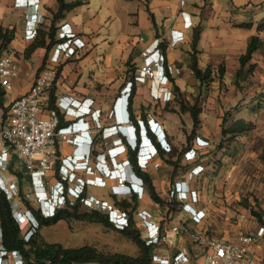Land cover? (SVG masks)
I'll return each instance as SVG.
<instances>
[{"label":"built area","instance_id":"built-area-1","mask_svg":"<svg viewBox=\"0 0 264 264\" xmlns=\"http://www.w3.org/2000/svg\"><path fill=\"white\" fill-rule=\"evenodd\" d=\"M29 3L30 7L36 9L39 0H15L17 7H26ZM185 21L190 22L187 16ZM37 33V21H28L25 38L33 40ZM57 40L47 65L35 77L29 92L13 98L9 103L6 98L12 91L13 80L19 76L20 62L16 52L0 51V189L7 196L13 217L24 232L26 241L40 227L34 210L43 217H51L54 214L52 204L63 206L67 200L76 201L88 184L103 188L110 185L108 180H115L111 186L115 196L130 193L133 197L142 199L145 195L146 182L137 174L134 191L130 189L127 167L130 165L133 169V165L129 158L119 160L122 145H114L94 153L95 142L86 141L82 136L96 131L95 137H98L101 132L100 140L105 142L104 145L109 144V138L119 132L131 139L134 137V141L137 139V127L130 123L128 112L133 82L129 81L116 99L110 116L115 114L118 118L117 123L111 126L104 125L101 110L94 108V97L80 99L61 96L56 99L57 109L50 108L49 102L58 79L59 63L73 58L87 45L69 23L60 26ZM141 72L142 75H135V80L149 82L150 88L158 92L159 97L174 92V82L168 77L164 64H145L141 67ZM60 114L68 121L67 124L61 125ZM120 122H126V125ZM139 125L144 131L141 130L142 141L138 147V158L140 168L146 170L154 158L162 157L159 151L154 156V146L147 136L144 122L141 120ZM196 140L199 146L209 145L201 137ZM197 153L198 150L192 147L185 152V159L195 161ZM11 161L24 170L23 180L24 176L29 178L31 188L25 192L23 200L30 206L23 207L19 201L22 198L21 181L10 169ZM204 169L202 164L195 165L188 179L200 175ZM79 172L94 175V178L85 180L79 176ZM51 173L57 176L54 182L50 178ZM70 181L75 183L74 186L68 185ZM169 192L168 198H163L167 206L153 201L152 209L140 213L139 218H136L137 211L133 215L135 227L140 230L142 239L152 247L150 264H260L253 248L264 237V225L259 226L254 233L248 231L249 216L241 213L234 239L211 235L203 228L204 211L196 207L199 193L189 185L187 179L175 182ZM176 201L181 202L182 210L189 214L188 218L174 220L169 204ZM84 202L92 209L107 212L117 227L130 224L131 215L119 207L94 200L89 195ZM181 236L186 237L188 245L178 247ZM0 264H37L28 261L20 250L5 246L1 216ZM45 264H50V261ZM71 264L101 263L88 261Z\"/></svg>","mask_w":264,"mask_h":264},{"label":"crops","instance_id":"crops-1","mask_svg":"<svg viewBox=\"0 0 264 264\" xmlns=\"http://www.w3.org/2000/svg\"><path fill=\"white\" fill-rule=\"evenodd\" d=\"M65 1L67 3L78 2V5L66 10L63 17L56 21V39L60 26L69 23L74 31L86 41L87 45L79 50L73 58L62 60L59 63L60 72L55 86L56 97L74 96L80 99L94 97L96 99L94 108L101 110L105 121L104 125L111 126L117 123L118 118L115 117V114L110 116L115 101L122 94L126 84L134 79L132 85L134 93L129 97L128 103L130 123L137 125L142 120L147 136L151 137L146 128L148 126L155 135L154 140L160 143L163 148L177 147L173 135L185 120L184 117L191 116L189 112H178L180 105L174 98L180 93L185 96L186 93L193 94L195 91H198L202 98H209L215 94L223 95L221 90L212 92V88L215 87V84L223 82L224 79L233 78L235 80V74L240 67V56L247 51L251 36L259 34L264 40V32L258 33L257 30L258 24L264 19V0ZM30 4L26 7H17L15 0H0V27L14 29L15 38L9 49L16 52L20 62L19 76L13 80L12 99L29 92L35 77L47 65L54 47L52 46L47 63L43 68L41 67L46 55V48H38L30 58L24 56L25 49L32 43V40L25 38L28 21H37L38 32L47 30L52 24L54 13L60 7L58 0H39L36 9L30 7ZM186 16L189 23L185 21ZM197 27H201L202 30L198 45L199 66L202 69L211 66L214 70V80L208 85L201 84L194 77L190 68L191 44L194 30ZM34 58H38L36 64L33 63ZM253 59H255L254 56ZM252 62L258 64L257 70L260 62L253 60ZM145 64H164L168 77L179 91L174 90L173 93L163 94L159 97V93L150 88L149 82H137L135 75H142L141 67ZM220 64L226 66V73L222 79L218 77ZM256 70L247 79L248 81L251 82L252 78L256 76ZM122 99L125 100V98ZM164 99L167 101L164 102ZM171 102L174 104L173 110L168 109L171 108ZM212 106L215 107V105ZM201 107L202 127L206 125L205 123L213 124L214 120L207 111L209 102L204 101ZM120 123L126 125V122ZM201 129L197 130L196 137L209 140L207 135L203 132L201 134ZM95 132L85 133L82 136L86 141L95 142L94 153H98L105 150V142L100 140L101 132L98 137H95ZM137 133L139 135V128ZM140 142L139 139L138 145ZM156 142L154 143L156 144ZM123 143L126 146L121 147L119 160L128 158L129 149L132 150L126 143V137L122 133H118L109 138V144H107L110 148ZM193 143L195 144V140ZM196 149L200 160L192 164L185 173L181 170L175 171L171 165L164 161L168 158V154L163 156L164 163L162 160L159 162L154 158L150 169L144 171L150 174L156 190L164 199L163 192H166L168 187L170 188L175 182L187 179L193 189L200 191V201L196 207L205 213L203 228L209 234L214 235L206 225L212 224L211 222L214 221L212 215L216 212H227L232 196L229 193V186L224 189L225 191L222 189L221 192L219 191L220 186H223L218 185V177L215 176L210 178L213 184L207 193L208 201L203 200L205 193L198 190L195 181H203L207 173L203 172L201 175L195 176L194 179H188L189 173L195 165H204L205 158L201 157H204L207 147ZM182 161L185 162L183 156ZM82 176L86 179L91 178L90 174H84V172ZM89 187L90 184L87 185V188ZM139 202L141 204L143 201ZM144 204L146 205V203ZM188 217V213L179 212L178 218L186 219ZM174 220H176V216ZM234 237L235 232L232 238L226 236L224 238L234 239ZM186 240L185 236H181L178 247L188 245ZM262 240L263 237L257 241L253 248L259 260L264 259L259 244Z\"/></svg>","mask_w":264,"mask_h":264},{"label":"rangeland","instance_id":"rangeland-1","mask_svg":"<svg viewBox=\"0 0 264 264\" xmlns=\"http://www.w3.org/2000/svg\"><path fill=\"white\" fill-rule=\"evenodd\" d=\"M254 58L253 61H259L260 66L256 70V76L252 78L253 80H251V82L248 80L241 81V86L237 87L233 78L224 79L223 82L215 84V87L212 88V92L221 90L223 95L215 94L214 96L211 95L209 98H202L200 94H198V91H195L193 94L186 93L185 96L180 94L174 98L175 101L186 99L187 103L190 104H194L197 99L200 105L204 104V101L209 102L207 111H209L208 115L213 118L214 123H205L206 125H203V127L201 125L200 127L202 128L201 134L203 132L209 139L207 140L209 145L204 146V148L207 147V151L205 150L204 157H201L205 158L203 160V166L205 167L203 172L207 174L203 181L196 180L195 182L198 190L204 191L205 196L203 200L205 201H208L207 193H209L210 186L213 184V182L210 181L211 177H218V185L223 186H220V192L221 189L225 191L224 189L229 186L228 189L232 199L228 203L227 212H216L212 215L214 219V221L211 222L212 224L206 225L210 229L209 231L212 230L213 234L218 237H233L234 232L236 233V228L239 223L238 219L241 213H246L249 216V221L247 223L248 231L255 232L256 228L264 225V47L254 55ZM37 60L38 58H34L33 63L36 64ZM11 92L6 98L8 103L12 100ZM172 103L173 102H171V108L167 107L169 110L174 109V104ZM212 105H215V107ZM225 117H227L225 122V126L227 127L235 119L240 117L253 122L254 127L250 131L235 137H230V135L222 136V125ZM184 118L186 121H182L179 129H177L178 131L176 130V134L173 132V139H175L177 147L173 146V150L168 155V159L176 163L177 168H175L173 164L168 163L166 159H163L171 165L175 171L181 170L183 173L189 170L192 164L200 160L198 159L199 156L195 161L186 160L185 152L192 147L203 148L197 144L196 135L192 138V141L187 140V136L192 131L193 122L189 115ZM194 140L195 144L193 143ZM104 147L105 149L108 148L107 145ZM182 156L185 162L182 161ZM161 159H158V161L161 162ZM163 160L162 163H164ZM110 167L113 168V165H110ZM127 168L129 171L128 179L133 178L134 171L132 167L129 165ZM147 169H150V165ZM80 173L81 172H79V174ZM82 174L83 172L79 176L83 177ZM90 176L94 178V175L90 174ZM24 177L25 179L21 186L22 198L21 200L19 199L23 207L26 205L30 206L29 203L23 199L25 192H28L31 188L29 178L27 176ZM50 178L54 182L57 176L51 173ZM84 179L86 180V177H84ZM107 179H109V177H107ZM114 183L115 180H108V184L110 185L103 188L93 185L87 188L86 186V196L89 195L94 200H101L122 209L118 203L124 199L132 200L133 195L127 193L123 196H114L111 188ZM74 184L75 183L71 181L68 183V185L72 186ZM144 186L145 195L142 199L138 198V202L143 201L146 205L143 202L141 204L139 202L140 205L138 204L135 209L129 208L133 215L137 211L136 218H139L140 213L150 209L153 205V200L149 195L147 184L144 183ZM170 188L168 187L167 191L163 192L165 198H168ZM198 192L200 197V191ZM165 205L167 206L166 203ZM90 209L92 208L89 207V205L83 203L81 207L82 212L90 211ZM170 211L174 217L176 216L175 221L181 220L178 216L179 212L183 211L182 204H176L175 209ZM41 234L46 241L58 242L65 247L91 245L102 253L110 254L121 252L134 256L139 252L136 243L128 237L124 236L118 230L98 222L77 221L74 219L60 220L56 224L41 228ZM259 244L260 251H262L264 255V237ZM260 264H264L263 258L260 260Z\"/></svg>","mask_w":264,"mask_h":264},{"label":"trees","instance_id":"trees-1","mask_svg":"<svg viewBox=\"0 0 264 264\" xmlns=\"http://www.w3.org/2000/svg\"><path fill=\"white\" fill-rule=\"evenodd\" d=\"M59 10L54 13L52 24L47 30H40L36 37L32 40V43L25 49L24 56L30 58L32 54L40 47L46 48V55L43 61V66L47 63L48 54L58 40L56 39V21L63 17V14L66 10H70L78 5V2L67 3L65 0H58ZM258 33L264 32V19L258 24L257 27ZM201 27H197L194 30L193 39H192V56L190 62V68L193 71L194 77L201 84H209L214 80V70L211 66H208L205 69H202L199 66L198 62V45L201 37ZM15 38L14 29L0 27V51L10 50L9 47L12 41ZM264 47V40L259 34L253 35L249 39V44L247 51L240 56V67L235 74V84L237 87L241 86V81H246L249 77L255 72L258 64L252 62L254 53ZM40 68V70H41ZM225 64H220L218 67L219 78L222 79L226 73ZM60 72V70H59ZM59 76V74H58ZM134 83V79L131 80ZM174 90L179 91L178 87L174 85ZM134 93L131 92V95ZM179 93V92H178ZM181 94V93H180ZM130 95V96H131ZM56 93L55 88L51 93L49 107L57 109L56 106ZM264 99V97H263ZM180 105L179 113L189 112L193 119V128L191 133L187 136V140L191 141L192 138L197 133V130L201 125L200 115L202 113V107L199 100L194 104L187 103L186 99L178 100ZM59 111V109H58ZM61 125H65L68 121L64 120L63 115L60 114ZM227 117H225L222 125V136L230 135V137H235L239 134L246 133L250 131L254 124L251 121H247L245 118L235 119L228 127L225 126ZM139 128V123H137ZM148 134L154 140L155 135L151 129L147 126ZM154 142H156L154 140ZM159 152L163 158L165 154H170L173 150V147L163 148L160 143H157ZM138 148L135 150L129 149V160L133 165V169L137 175L144 179L147 184L148 192L151 199L154 202L162 203L165 205V200L161 197L160 193L156 190L155 185L150 174L142 170L137 162ZM169 158V157H168ZM166 158L168 163H171L177 168V164L170 161ZM264 158V154H263ZM15 162L11 161L10 169L16 173L21 181V186L23 182L24 170L22 168L16 167ZM115 196V195H114ZM86 197V190L78 197L76 201L67 200L66 204L60 206L56 209L55 214L51 217H43L41 214L34 210V214L37 216L40 227L33 234L30 240L26 241L24 238V232L20 229L18 222L15 220L12 214L11 205L7 199L5 193L0 189V216L1 224L4 232V244L9 249L20 250L26 259L32 263L45 264L46 261H50V264H71L75 262H88L95 261L101 264H150L152 259V247L147 245L141 237L140 230L135 227V220L133 217L132 211L129 208L135 209L139 202L137 196H134L132 200L124 199L118 204L122 207L123 210L129 212L131 215L130 224L126 227H117L110 220V217L107 212L99 209H90V211H81ZM176 204H181V202L176 201L169 204L170 210L175 209ZM77 220V221H88V222H98L102 223L108 227H112L124 236L132 240L139 248L137 255H130L126 253L116 252V253H102L98 249L91 245H83L79 247H65L58 242H48L46 241L42 234L41 228L45 226H50L56 224L60 220Z\"/></svg>","mask_w":264,"mask_h":264},{"label":"clouds","instance_id":"clouds-1","mask_svg":"<svg viewBox=\"0 0 264 264\" xmlns=\"http://www.w3.org/2000/svg\"><path fill=\"white\" fill-rule=\"evenodd\" d=\"M28 1H29V0H28ZM136 127H137V129H138V126H136ZM141 130H142V129H141V126L139 125V135H138V133L136 132V138H137V139H136L135 141H134L133 139H131L130 137H127L126 135H124L122 132H119V133H122V135H124V136L126 137V143L132 148V150H135V149H137V148L140 146V143H139V145H138V140L140 139V141H142V133H140ZM148 138L150 139L152 145L154 146V150H155V152H154V156H155V155H157L159 149H158L157 145L153 142V140H152L149 136H148ZM122 146H126L125 143H123ZM137 162H138V165H139V167H140L141 164H140V162H139L138 154H137ZM134 172H135V171H134ZM133 175H134L133 178H130V179L127 180V182H128V184H129L130 189H131L132 192L134 191V180L137 179V175H136V173H133ZM58 207H60V205H58L57 203H56V204H52L51 208L54 210V214H55V211H56V209H57ZM54 214H53V215H54ZM53 215H52V216H53Z\"/></svg>","mask_w":264,"mask_h":264}]
</instances>
